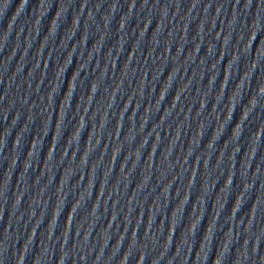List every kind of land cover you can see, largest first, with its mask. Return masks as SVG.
Wrapping results in <instances>:
<instances>
[{
    "label": "water",
    "instance_id": "water-1",
    "mask_svg": "<svg viewBox=\"0 0 264 264\" xmlns=\"http://www.w3.org/2000/svg\"><path fill=\"white\" fill-rule=\"evenodd\" d=\"M0 264H167L96 142L37 0H0Z\"/></svg>",
    "mask_w": 264,
    "mask_h": 264
}]
</instances>
